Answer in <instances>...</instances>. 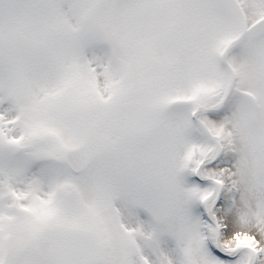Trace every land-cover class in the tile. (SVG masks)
Returning <instances> with one entry per match:
<instances>
[{"label":"snow or ice","instance_id":"1","mask_svg":"<svg viewBox=\"0 0 264 264\" xmlns=\"http://www.w3.org/2000/svg\"><path fill=\"white\" fill-rule=\"evenodd\" d=\"M0 264H264V0H0Z\"/></svg>","mask_w":264,"mask_h":264}]
</instances>
